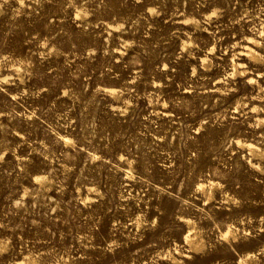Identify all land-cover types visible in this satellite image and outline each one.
Here are the masks:
<instances>
[{"label":"rangeland","instance_id":"obj_1","mask_svg":"<svg viewBox=\"0 0 264 264\" xmlns=\"http://www.w3.org/2000/svg\"><path fill=\"white\" fill-rule=\"evenodd\" d=\"M0 264H264V0H0Z\"/></svg>","mask_w":264,"mask_h":264},{"label":"bare ground","instance_id":"obj_2","mask_svg":"<svg viewBox=\"0 0 264 264\" xmlns=\"http://www.w3.org/2000/svg\"><path fill=\"white\" fill-rule=\"evenodd\" d=\"M253 47V46H252ZM256 50V49H255ZM258 52V51H257ZM263 75V74H262ZM251 80H252V78H251ZM255 84V83H254ZM190 235L188 234L187 236H186V238H188ZM194 238V237H193ZM198 239V238H197ZM198 243V242H197Z\"/></svg>","mask_w":264,"mask_h":264}]
</instances>
